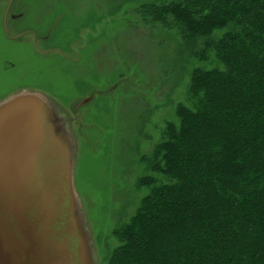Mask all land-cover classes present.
Wrapping results in <instances>:
<instances>
[{
  "label": "trees",
  "instance_id": "16d2710c",
  "mask_svg": "<svg viewBox=\"0 0 264 264\" xmlns=\"http://www.w3.org/2000/svg\"><path fill=\"white\" fill-rule=\"evenodd\" d=\"M147 1L142 16L172 23L200 64L193 105L176 106L151 155L161 177L141 178L148 192L100 264H264V0Z\"/></svg>",
  "mask_w": 264,
  "mask_h": 264
},
{
  "label": "rangeland",
  "instance_id": "374dc122",
  "mask_svg": "<svg viewBox=\"0 0 264 264\" xmlns=\"http://www.w3.org/2000/svg\"><path fill=\"white\" fill-rule=\"evenodd\" d=\"M146 2L0 0V101L36 90L68 117L78 144L76 192L104 263L120 245L116 229L148 192L141 178L161 177L151 155L166 125L178 123L176 106L192 107L189 77L200 65L172 23L142 16Z\"/></svg>",
  "mask_w": 264,
  "mask_h": 264
},
{
  "label": "water",
  "instance_id": "95a60500",
  "mask_svg": "<svg viewBox=\"0 0 264 264\" xmlns=\"http://www.w3.org/2000/svg\"><path fill=\"white\" fill-rule=\"evenodd\" d=\"M77 152L51 97L25 89L0 101V264H100L76 192Z\"/></svg>",
  "mask_w": 264,
  "mask_h": 264
}]
</instances>
